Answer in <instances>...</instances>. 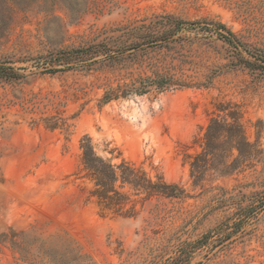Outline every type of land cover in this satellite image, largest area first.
I'll return each mask as SVG.
<instances>
[{"label": "rangeland", "instance_id": "obj_1", "mask_svg": "<svg viewBox=\"0 0 264 264\" xmlns=\"http://www.w3.org/2000/svg\"><path fill=\"white\" fill-rule=\"evenodd\" d=\"M14 1L0 0V65L17 73L0 76V264H264V71L211 24L264 51V0ZM169 16L188 21L171 41L120 54ZM100 41L115 58L47 70L49 51ZM158 74L175 85L136 91ZM218 102L242 111L262 152L195 183L190 156ZM86 136L182 196L132 194V217L103 210L80 173Z\"/></svg>", "mask_w": 264, "mask_h": 264}, {"label": "trees", "instance_id": "obj_2", "mask_svg": "<svg viewBox=\"0 0 264 264\" xmlns=\"http://www.w3.org/2000/svg\"><path fill=\"white\" fill-rule=\"evenodd\" d=\"M27 2V0L14 1L18 7H24ZM187 23L188 21L184 19L172 16L166 17V20L159 19L152 22L151 25L155 24L159 27L158 33L150 30L145 31L140 39L129 44L120 39L118 44L120 47L123 46L120 54L123 55L128 50L169 42L173 39L175 32ZM168 24L171 27H168ZM211 24L216 26L215 30L221 38L236 48H243L244 52L240 50L238 56L245 66L264 71L263 50L253 49L237 39L236 35L224 23L212 22ZM141 27L149 28L150 25ZM223 30L226 33L222 32ZM108 46V42L100 41L88 46L49 51L45 59L47 60L46 64L51 67H47V70L57 72L76 67L90 68L92 63L89 64V61L96 62L98 61L96 58L99 56L105 55L107 59L115 58L116 54L112 55ZM244 53L249 56H245ZM16 74L12 67L0 65V76L16 78ZM173 85H175V79L172 75L158 74L155 78L143 79L136 91L140 94L147 93L152 88L163 91ZM195 142L202 148L199 153L190 156L192 157L190 161L191 176L195 183L205 180L211 171L229 174L239 167H245L249 158L262 152L258 143L250 140L243 122V113L232 102L216 104V109L210 116L206 130L202 136L195 139ZM81 148L82 167L80 173H83L82 177L92 184L89 189L90 197H95L98 205L105 211H111L123 217H132L137 213V200L131 198L132 194H144V200L155 195L181 197L183 194V190L177 183L167 182L162 176L154 181L145 171L129 161L123 159L120 163H114L112 158L99 155L89 136L82 139ZM230 158L232 161L228 163ZM174 264H187V262L182 259Z\"/></svg>", "mask_w": 264, "mask_h": 264}]
</instances>
